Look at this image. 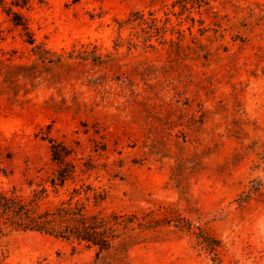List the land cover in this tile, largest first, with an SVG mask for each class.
I'll return each mask as SVG.
<instances>
[{"label":"rangeland","instance_id":"rangeland-1","mask_svg":"<svg viewBox=\"0 0 264 264\" xmlns=\"http://www.w3.org/2000/svg\"><path fill=\"white\" fill-rule=\"evenodd\" d=\"M25 1L0 4V69L40 77L0 89V187L51 175V138L93 164L96 212L160 223L99 255L6 232L0 264H264V0ZM9 8L37 45L88 60L44 67Z\"/></svg>","mask_w":264,"mask_h":264},{"label":"trees","instance_id":"trees-1","mask_svg":"<svg viewBox=\"0 0 264 264\" xmlns=\"http://www.w3.org/2000/svg\"><path fill=\"white\" fill-rule=\"evenodd\" d=\"M7 1L20 8L26 5L25 0H0V4H6ZM42 1L38 0L40 3ZM7 15L11 24L20 30L23 41L33 47L36 61L44 67L72 68L77 60H88L76 58L74 52L59 54L37 45L24 16L11 8L7 10ZM136 16L141 22H145L141 14L134 12L125 23L133 22ZM120 26L122 27V23ZM90 60L100 66L105 64L102 57L95 53ZM2 62L0 60V64ZM3 69H0V89L6 86L14 90L18 87L19 80L40 77L36 70L37 65L4 66ZM21 71L27 73L21 74ZM48 142L51 162L55 167L51 175L35 186L33 182H28L27 194H23L16 186L7 190L0 187V234L38 233L89 248L94 247L99 255L113 247L115 240L120 237L119 231L133 230L136 227L149 229L159 225L160 222L151 218L152 213L139 216L138 213L119 215L96 212L95 208L106 199V194L88 181L94 170L93 164L86 162L81 167L72 158L74 151L71 147L51 138H48ZM0 173L4 174L1 168Z\"/></svg>","mask_w":264,"mask_h":264}]
</instances>
